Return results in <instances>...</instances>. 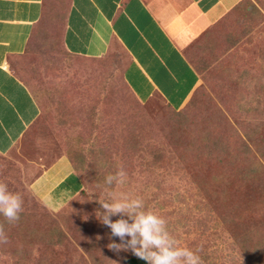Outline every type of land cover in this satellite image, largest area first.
Listing matches in <instances>:
<instances>
[{
	"label": "rangeland",
	"instance_id": "obj_1",
	"mask_svg": "<svg viewBox=\"0 0 264 264\" xmlns=\"http://www.w3.org/2000/svg\"><path fill=\"white\" fill-rule=\"evenodd\" d=\"M61 17L12 64L40 114L0 154V182L23 198L19 222L0 216V264H126L135 255L110 250L96 216L108 192L142 199L203 264H264V0H240L184 48L199 81L179 111L136 99L118 48L69 54ZM63 157L83 188L47 208L30 185ZM119 169L124 184L105 185Z\"/></svg>",
	"mask_w": 264,
	"mask_h": 264
},
{
	"label": "crops",
	"instance_id": "obj_2",
	"mask_svg": "<svg viewBox=\"0 0 264 264\" xmlns=\"http://www.w3.org/2000/svg\"><path fill=\"white\" fill-rule=\"evenodd\" d=\"M240 0H0V154L9 153L38 118L40 105L12 70L38 31L61 19V40L74 56L98 59L118 48L122 77L141 102L161 99L180 110L199 76L184 48ZM80 176L59 158L32 182L48 207L81 190Z\"/></svg>",
	"mask_w": 264,
	"mask_h": 264
},
{
	"label": "clouds",
	"instance_id": "obj_3",
	"mask_svg": "<svg viewBox=\"0 0 264 264\" xmlns=\"http://www.w3.org/2000/svg\"><path fill=\"white\" fill-rule=\"evenodd\" d=\"M126 172L119 169L105 177V185L124 184ZM103 211H97V219L110 229L108 248L117 253L131 251L147 264H203L198 251L181 247L170 234L166 220L152 211H146L140 198L108 192L98 200ZM23 212V198L0 182V216L9 224L19 222ZM113 216L120 218L113 220ZM127 217V218H125ZM111 237H118L119 243ZM4 224L0 223V243H7Z\"/></svg>",
	"mask_w": 264,
	"mask_h": 264
},
{
	"label": "trees",
	"instance_id": "obj_4",
	"mask_svg": "<svg viewBox=\"0 0 264 264\" xmlns=\"http://www.w3.org/2000/svg\"><path fill=\"white\" fill-rule=\"evenodd\" d=\"M125 82V81H124ZM127 85V84H126ZM128 87V86H127ZM129 88V87H128ZM130 89V88H129ZM131 91V90H130ZM132 92V91H131ZM133 94V93H132ZM134 95V94H133ZM137 99V98H136ZM138 100V99H137ZM139 101V100H138ZM141 102V101H140ZM168 106V105H167ZM169 107V106H168ZM170 108V107H169ZM171 109V108H170ZM173 110V109H172ZM181 110V109H180ZM174 111H179V110H174ZM76 172V171H75ZM77 173V172H76ZM78 174V173H77ZM79 175V174H78ZM80 176V175H79ZM80 178L82 179V177L80 176ZM83 188V180L81 181V190ZM80 190V191H81ZM42 203L44 204L45 207L49 208L43 201ZM126 264H147L146 261L139 259L137 256H132L129 257L126 261Z\"/></svg>",
	"mask_w": 264,
	"mask_h": 264
}]
</instances>
